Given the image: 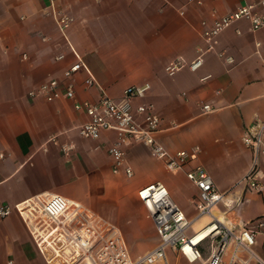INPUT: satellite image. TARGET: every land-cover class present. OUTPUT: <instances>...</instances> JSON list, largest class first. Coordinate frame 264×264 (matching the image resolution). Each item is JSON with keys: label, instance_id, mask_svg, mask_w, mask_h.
<instances>
[{"label": "crops", "instance_id": "obj_1", "mask_svg": "<svg viewBox=\"0 0 264 264\" xmlns=\"http://www.w3.org/2000/svg\"><path fill=\"white\" fill-rule=\"evenodd\" d=\"M260 1L0 0V205L62 195L116 225L133 257L153 250L159 238L138 191L162 182L193 216L198 189L141 142L126 147L134 177L115 174L109 154L115 133L83 138L79 129L88 116L65 94L71 86L77 101L96 104L104 95L120 100L128 87L149 83V93L134 105H154L161 117L157 139L170 153L199 147L191 165H202L225 201L237 204L235 221L222 211L225 204L217 216L236 224L264 223V190L240 184L253 164L243 135L264 118V27L254 31L249 21H239L216 38L214 50H207L204 38L215 19ZM57 14L72 18L65 33ZM202 52L198 71L186 65L174 76L167 73L177 59L189 64ZM80 59L96 86L86 84L87 69L66 78ZM51 79L60 83L55 100L31 96ZM208 104L213 111L204 113ZM257 250L264 256V226ZM10 262L43 264L17 212L0 224V264Z\"/></svg>", "mask_w": 264, "mask_h": 264}, {"label": "built area", "instance_id": "obj_2", "mask_svg": "<svg viewBox=\"0 0 264 264\" xmlns=\"http://www.w3.org/2000/svg\"><path fill=\"white\" fill-rule=\"evenodd\" d=\"M187 2L202 4V0ZM263 12L264 0H261L259 4L241 6L236 11L215 19L213 25L204 31V38L209 45L207 50H214L216 38L239 21H249L254 31L262 29ZM71 24L70 16L57 14V25L62 33ZM227 61L231 63L233 59L227 57ZM203 63L202 52L189 64L183 59H177L166 67V71L174 76L186 65L192 71H198ZM83 69H87L90 74L86 84L96 86L94 77L81 59L65 71V76L71 78ZM208 78L209 76L204 77L203 80ZM59 90V81L51 79L32 91L31 96H42L53 101ZM150 90L149 83L131 86L125 89L122 99L116 100L104 95L96 104L77 101L71 86L65 94L74 102L75 109L84 110L88 116L87 122L79 129L83 138L98 140L106 131L115 133V142L109 149L115 174L123 171L128 178L134 177V169L127 163L126 147L138 142L149 145L153 156L164 161L170 172L186 173L187 178L198 189L192 200L195 210L193 216H189L176 202L164 183L155 182L141 188L138 197L155 225L159 242L150 252L135 257L116 225L96 215L83 204L62 195L37 196L15 207L1 204L0 223L17 212L30 230L36 247L47 264H169V250L180 253L194 264H264V256L257 250L264 223L260 219H254L236 224L221 221L215 215L220 204L232 207L234 203L225 201L226 196L219 191L212 176L202 165H191L199 153V147L192 151L170 153L159 142L157 134L160 131L161 117L154 105H134L136 99L145 97ZM212 111L209 104L203 106L204 113ZM243 142L253 153V164L240 184H244L247 190L260 193L264 190V118L257 120L245 132ZM70 149L71 146L64 148L65 151ZM0 157L3 158V155ZM205 217L210 219L205 227L208 228V235L200 243L193 245L192 237L197 234L194 226Z\"/></svg>", "mask_w": 264, "mask_h": 264}, {"label": "rangeland", "instance_id": "obj_3", "mask_svg": "<svg viewBox=\"0 0 264 264\" xmlns=\"http://www.w3.org/2000/svg\"><path fill=\"white\" fill-rule=\"evenodd\" d=\"M181 187H183V184H181ZM183 189H184V187H183ZM236 208H237V204L236 203L233 204L232 207H227L225 205H221L222 211L223 212H227L228 218L229 219H232L234 221L238 218L237 215L234 213L236 211ZM192 213L194 215L195 214V211H193ZM196 230H198V229H196ZM40 259H41V261H42L43 264H47L46 261H45V259L41 255H40ZM169 264H194V263H190L187 259H185L178 252H175L174 253L173 251H169Z\"/></svg>", "mask_w": 264, "mask_h": 264}, {"label": "bare ground", "instance_id": "obj_4", "mask_svg": "<svg viewBox=\"0 0 264 264\" xmlns=\"http://www.w3.org/2000/svg\"><path fill=\"white\" fill-rule=\"evenodd\" d=\"M215 215L217 216L216 213H215ZM217 217H219L221 221H226L225 220V217H222L220 215H218ZM204 219H208V218L205 217L202 220H204ZM206 225H207V221L205 222V224H204L203 227H201L200 229L197 230V234H195L192 237V243H193V245H196V244L200 243L203 239H205V237H207V235H208V228H205Z\"/></svg>", "mask_w": 264, "mask_h": 264}]
</instances>
